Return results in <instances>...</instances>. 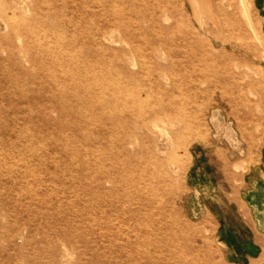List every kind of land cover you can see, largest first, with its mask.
I'll use <instances>...</instances> for the list:
<instances>
[{"label": "rangeland", "instance_id": "obj_1", "mask_svg": "<svg viewBox=\"0 0 264 264\" xmlns=\"http://www.w3.org/2000/svg\"><path fill=\"white\" fill-rule=\"evenodd\" d=\"M248 2L0 0V264H264Z\"/></svg>", "mask_w": 264, "mask_h": 264}, {"label": "crops", "instance_id": "obj_2", "mask_svg": "<svg viewBox=\"0 0 264 264\" xmlns=\"http://www.w3.org/2000/svg\"><path fill=\"white\" fill-rule=\"evenodd\" d=\"M253 190L247 189V194H245L247 205L242 206V215L246 218V222L251 228H256L264 235V189ZM248 193L251 195L249 196ZM255 238L257 242H262V238L256 233Z\"/></svg>", "mask_w": 264, "mask_h": 264}, {"label": "bare ground", "instance_id": "obj_3", "mask_svg": "<svg viewBox=\"0 0 264 264\" xmlns=\"http://www.w3.org/2000/svg\"><path fill=\"white\" fill-rule=\"evenodd\" d=\"M249 0H240V4H241V7L243 8L244 10V13L246 14V16L248 17V20L250 22V26L253 28V31H255V27H254V23L251 21L250 19V4L248 2ZM256 33L258 34L259 36V33L256 31Z\"/></svg>", "mask_w": 264, "mask_h": 264}]
</instances>
